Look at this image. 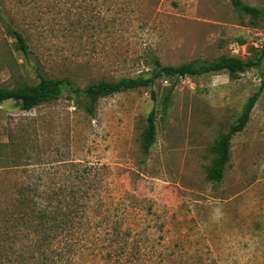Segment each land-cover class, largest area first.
Listing matches in <instances>:
<instances>
[{
  "label": "rangeland",
  "instance_id": "rangeland-1",
  "mask_svg": "<svg viewBox=\"0 0 264 264\" xmlns=\"http://www.w3.org/2000/svg\"><path fill=\"white\" fill-rule=\"evenodd\" d=\"M241 1L262 13L231 0H0V88L35 84V62L79 87L148 77L153 57L256 63L231 76L160 75L101 97L93 114L66 93L30 110L1 102L0 264L55 253L61 264H264V0ZM257 92L222 179H209L214 141Z\"/></svg>",
  "mask_w": 264,
  "mask_h": 264
},
{
  "label": "trees",
  "instance_id": "trees-1",
  "mask_svg": "<svg viewBox=\"0 0 264 264\" xmlns=\"http://www.w3.org/2000/svg\"><path fill=\"white\" fill-rule=\"evenodd\" d=\"M233 6L245 13L257 16L262 13L259 8L249 6L241 0H231ZM11 29V34L15 38L16 48L21 51L27 58L31 54L28 45L23 35L16 29ZM264 53V47H263ZM153 70L148 77H123L117 81L98 80L88 84L85 87L76 86L72 80L61 77L52 78L48 76L38 63H32V67L38 77L35 84L22 83L13 88H0V103L5 100H12L22 110H30L37 105L56 99L62 93H66L68 97L80 98L86 97V111L89 114L94 113L97 101L104 96L132 90L139 87L150 86L155 79L160 75L165 76H196L203 73L217 72L226 70L228 75H233L238 72H243L248 68L256 66L255 61H242L234 56H222L212 61H200L195 63H182L178 66L161 65L156 57L152 58ZM173 85H171L172 87ZM154 97V93L152 92ZM258 92L250 96L244 110L239 115L238 119L229 126L225 133L219 135L212 145V151L215 153L213 162L208 170L207 176L213 181H220L224 175V170L230 159L229 141L234 134L240 132L248 118L249 114L257 100ZM170 99V90L166 93L162 100V106L165 109ZM156 110L152 108L145 119V127L142 133L143 152L147 154L156 136L155 124ZM69 248V245H66ZM52 251H56L55 249ZM58 253L46 264H61L58 261Z\"/></svg>",
  "mask_w": 264,
  "mask_h": 264
}]
</instances>
